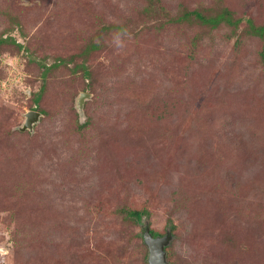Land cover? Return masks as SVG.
<instances>
[{
  "label": "rangeland",
  "instance_id": "rangeland-1",
  "mask_svg": "<svg viewBox=\"0 0 264 264\" xmlns=\"http://www.w3.org/2000/svg\"><path fill=\"white\" fill-rule=\"evenodd\" d=\"M219 5L264 24V0H0V264H147L144 227L170 264H264V41L167 19Z\"/></svg>",
  "mask_w": 264,
  "mask_h": 264
},
{
  "label": "trees",
  "instance_id": "trees-1",
  "mask_svg": "<svg viewBox=\"0 0 264 264\" xmlns=\"http://www.w3.org/2000/svg\"><path fill=\"white\" fill-rule=\"evenodd\" d=\"M151 1V0H149ZM168 19V22H176V23H188L191 25H196L200 27H205L209 29L210 31L216 30L220 28L221 26H226L230 28L231 34H236L239 30L242 23L245 24V27L243 28L242 34L243 36H249V37H255L258 38L261 41H264V24L262 25H256L253 20L251 19H245V18H237L235 17L234 13L230 11L227 7H223L221 5L216 6V8L208 9V10H192V11H185L182 13V15L175 17L173 19ZM104 31L112 30L113 26H105L102 28ZM2 39L0 40V45L4 42L13 41L11 38L8 39ZM18 48H20L18 46ZM86 54L91 51L97 50V44L90 43L89 47H87ZM80 56H83L82 54ZM262 57L264 58V52H262ZM30 61V60H29ZM34 61V60H33ZM31 60V62H33ZM84 61L82 60V63L79 65H74L73 71H82L84 76H89L87 72V68L84 65ZM73 62V61H71ZM37 66L42 70L41 77L43 79L42 84L40 85V88L36 94L33 95V103L36 106L41 99L44 89H45V75L52 69L57 68L58 66L64 65L66 66L68 63L64 61H56L53 64L47 66L46 63L43 61H37ZM84 125L78 126V129L83 128ZM118 214H120L124 220L130 221L132 223H135L137 225H140L141 220L143 216L147 215L148 212L146 210H135V209H129L126 207H122L120 209H117L116 211ZM152 236L156 237L158 234L151 231Z\"/></svg>",
  "mask_w": 264,
  "mask_h": 264
},
{
  "label": "water",
  "instance_id": "water-1",
  "mask_svg": "<svg viewBox=\"0 0 264 264\" xmlns=\"http://www.w3.org/2000/svg\"><path fill=\"white\" fill-rule=\"evenodd\" d=\"M87 94H80L77 99V109L81 113L82 104L84 102V97L86 98ZM40 117V113L36 111H30L25 115V122L21 127V131L31 130L32 125L38 122ZM142 240L145 244L148 256H147V264H170L166 259V247L169 245L171 240V235L166 233L163 236H152L150 229L148 227L143 228L142 232Z\"/></svg>",
  "mask_w": 264,
  "mask_h": 264
}]
</instances>
